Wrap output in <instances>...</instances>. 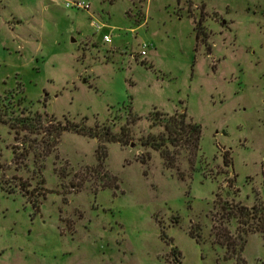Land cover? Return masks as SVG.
<instances>
[{"label": "rangeland", "instance_id": "1", "mask_svg": "<svg viewBox=\"0 0 264 264\" xmlns=\"http://www.w3.org/2000/svg\"><path fill=\"white\" fill-rule=\"evenodd\" d=\"M0 264H264V0H0Z\"/></svg>", "mask_w": 264, "mask_h": 264}, {"label": "trees", "instance_id": "2", "mask_svg": "<svg viewBox=\"0 0 264 264\" xmlns=\"http://www.w3.org/2000/svg\"><path fill=\"white\" fill-rule=\"evenodd\" d=\"M195 31L197 39H201L202 41L206 40V31L201 20L196 23ZM39 122L40 119H38V123ZM157 122H161L160 124L164 127L165 132L158 136L149 135L148 139L145 140L144 145H150L156 150L160 149L164 154V158L166 159L167 163L170 165H173L176 160V156H180L184 153H187L190 156L191 160L196 156L200 148V141L202 138V128L199 124L188 120L187 116L184 113L179 115L175 114L172 116L165 115L162 119H157L156 115V117H154L153 124H156ZM17 127H21L23 128V130L29 131L37 128L30 117H24L23 119L18 118L16 122L12 123L13 129L17 130ZM66 130H70L67 124L63 126L61 124L54 125L53 120H51L50 126L47 127V129H45L44 131L46 133V140H44V142L45 152L47 154L51 152L53 148L58 144L60 137ZM72 130L77 133L98 137V135L86 131L81 127H78L77 125H74ZM112 139L122 142L121 139H116L115 137H113ZM168 145L172 147V152L168 149ZM228 162L229 161L225 157V163ZM111 179L113 180L114 177L111 176ZM110 186L117 188L118 184H110ZM222 208L224 209L223 216L227 215V218L229 220L232 218H238L237 214L246 218L252 217V213L250 212V210L242 205L223 204ZM257 226L262 228V226L260 225ZM258 227L255 229L258 230ZM214 230L216 231L217 241L220 242V244L225 245L228 250L231 249L232 251H235V246L233 245L234 243L232 242L229 233H224L217 224L214 225ZM193 236L197 237L195 235Z\"/></svg>", "mask_w": 264, "mask_h": 264}, {"label": "built area", "instance_id": "3", "mask_svg": "<svg viewBox=\"0 0 264 264\" xmlns=\"http://www.w3.org/2000/svg\"><path fill=\"white\" fill-rule=\"evenodd\" d=\"M75 4H76V6H78L79 8H86V7H88V5L83 4L82 2H77V3H75ZM104 39H105V41H109V40H110V37H109L108 35H105Z\"/></svg>", "mask_w": 264, "mask_h": 264}]
</instances>
